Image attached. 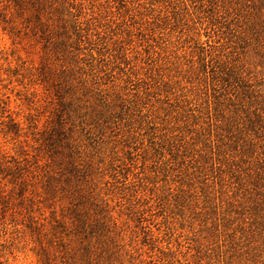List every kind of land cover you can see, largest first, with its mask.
I'll use <instances>...</instances> for the list:
<instances>
[{"label": "rangeland", "instance_id": "1", "mask_svg": "<svg viewBox=\"0 0 264 264\" xmlns=\"http://www.w3.org/2000/svg\"><path fill=\"white\" fill-rule=\"evenodd\" d=\"M0 264H264V0H0Z\"/></svg>", "mask_w": 264, "mask_h": 264}]
</instances>
